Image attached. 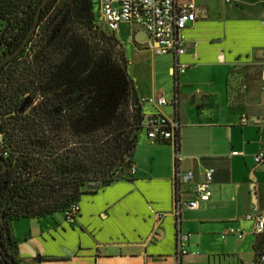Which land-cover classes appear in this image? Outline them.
<instances>
[{
	"label": "crops",
	"instance_id": "0c3cea01",
	"mask_svg": "<svg viewBox=\"0 0 264 264\" xmlns=\"http://www.w3.org/2000/svg\"><path fill=\"white\" fill-rule=\"evenodd\" d=\"M193 1L197 18L182 33L184 53L169 55L164 93L145 66L140 64L141 75L130 72L129 51L155 56L146 48L148 38L136 48L133 32L123 30L136 26L122 23L113 33L137 98L168 102L141 109L176 119L177 147L151 142L142 132L131 159L134 174L83 196L73 221L57 213L11 222L21 264H254L255 222L245 216H264V164L254 163L264 150V96L246 86L240 91L246 94L234 92L233 71L255 66L264 81V0ZM175 62L187 67L184 74L172 75ZM209 168L214 170L209 202L197 210L183 207L174 217L175 173L193 175L181 187L188 201ZM177 227L189 236L186 254L179 257Z\"/></svg>",
	"mask_w": 264,
	"mask_h": 264
},
{
	"label": "trees",
	"instance_id": "16d2710c",
	"mask_svg": "<svg viewBox=\"0 0 264 264\" xmlns=\"http://www.w3.org/2000/svg\"><path fill=\"white\" fill-rule=\"evenodd\" d=\"M42 1L0 0V57L19 48ZM98 15L93 0H51L27 46L0 69V234L15 264L11 222L65 213L132 165L144 114ZM263 246L264 234L254 264ZM0 264H10L1 250Z\"/></svg>",
	"mask_w": 264,
	"mask_h": 264
},
{
	"label": "built area",
	"instance_id": "2783aa9c",
	"mask_svg": "<svg viewBox=\"0 0 264 264\" xmlns=\"http://www.w3.org/2000/svg\"><path fill=\"white\" fill-rule=\"evenodd\" d=\"M197 18L196 7L193 0H100L98 22L111 33L118 30L120 24H129L138 27L148 38L146 48L156 56L171 55L174 58L184 53L183 31ZM187 67L177 62L172 67V75L184 74ZM142 105L157 107L166 106L168 102L163 97H150L139 99ZM176 104V100L171 102ZM179 124L176 119L167 118L162 115H144L143 131L146 138L154 143L172 144L177 147V131ZM237 153L233 152L232 156ZM264 158V150L254 156V163L260 164ZM175 159L180 158L175 154ZM135 172L134 166L129 168V174ZM212 168L203 171L202 181L195 187L193 200L184 201L181 198V187L188 185L193 175L191 172L184 174L175 173V197L172 215L179 217L183 207L189 210H197L201 204L209 202L212 196ZM79 212L78 204L72 205L64 214L68 221H73ZM246 220L254 221V233L256 236L264 234V216L260 214H247ZM241 233L228 229L227 234ZM189 236L183 234L177 227L175 244L176 255L179 257L186 254L185 244ZM255 264H264V246L259 253Z\"/></svg>",
	"mask_w": 264,
	"mask_h": 264
},
{
	"label": "rangeland",
	"instance_id": "374dc122",
	"mask_svg": "<svg viewBox=\"0 0 264 264\" xmlns=\"http://www.w3.org/2000/svg\"><path fill=\"white\" fill-rule=\"evenodd\" d=\"M94 2V11L98 13L99 7L96 4V0ZM0 30H1V23H0ZM124 32L129 34L131 30L133 32V45L136 48H142L146 42L147 35L140 30L138 27H129L125 25L123 28ZM8 54H5L0 57L2 60ZM128 57L131 62V74L134 75H141L140 73V64L145 66L146 69L149 71V76L154 77L155 85L159 93H164L167 91L170 85V76L167 73L168 67H170V56L163 55V56H152L150 53L145 55H137L136 53L131 54L129 51ZM146 73V72H144ZM236 74V75H235ZM234 78L236 83L233 84V91L239 92V95L246 94L248 90H252V92L258 94L259 96H264V81L261 79V69L258 67H248L246 69H238L233 71ZM144 75V79H145ZM1 84V83H0ZM248 87L246 92L240 93L243 87ZM264 99V97H263ZM2 135L0 133V146L2 145ZM131 175L127 171L126 177H130Z\"/></svg>",
	"mask_w": 264,
	"mask_h": 264
},
{
	"label": "water",
	"instance_id": "95a60500",
	"mask_svg": "<svg viewBox=\"0 0 264 264\" xmlns=\"http://www.w3.org/2000/svg\"><path fill=\"white\" fill-rule=\"evenodd\" d=\"M50 1L51 0H43L42 3L39 5L38 10H37V13H36V17H35L34 24H33L32 28L30 29L29 33L27 34L25 40L22 42V44L19 46V48L17 50H15L14 52L8 54L6 57H4L2 60H0V69L6 63H8L9 61H11L15 57H17L24 50V48L27 46V44L29 43V41L32 38L33 34L37 30V27H38V24H39L40 17H41V14H42L43 9L47 6V4ZM114 42H116V40H114ZM0 163L2 164V167H3L0 170V175H2L7 170V164L2 159H0ZM251 190L253 191V188H251ZM253 197H254V194H253ZM0 250H1L2 254H3V256L5 257V259L10 264H15L14 261L7 255V253L5 252V250H4L3 246H2L1 234H0Z\"/></svg>",
	"mask_w": 264,
	"mask_h": 264
}]
</instances>
